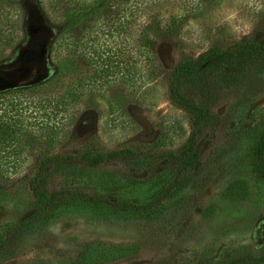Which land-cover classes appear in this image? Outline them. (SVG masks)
Returning <instances> with one entry per match:
<instances>
[{
  "label": "rangeland",
  "instance_id": "1",
  "mask_svg": "<svg viewBox=\"0 0 264 264\" xmlns=\"http://www.w3.org/2000/svg\"><path fill=\"white\" fill-rule=\"evenodd\" d=\"M57 1L0 0V67H15L36 31L47 45L40 79L29 87L9 79L12 87L0 92V264H234L263 257L264 103L251 107L264 97V55L251 56L237 73L212 67L182 80V94L207 112L198 127L171 102L168 76L184 58L210 49L264 43V0H173L139 20L156 44L140 49L134 32L126 37L140 69L128 76L118 68L125 39L114 18L101 17L103 34L70 36L89 51L104 50L109 74L95 81L91 56L81 61L76 52L70 59L77 67L44 81L67 56L59 27L75 7ZM58 92L74 96L62 109L54 104ZM191 140L195 159L170 158ZM122 150L135 154L95 167L57 162L41 182L57 192L54 204L25 222L44 206L31 188L45 157Z\"/></svg>",
  "mask_w": 264,
  "mask_h": 264
},
{
  "label": "trees",
  "instance_id": "2",
  "mask_svg": "<svg viewBox=\"0 0 264 264\" xmlns=\"http://www.w3.org/2000/svg\"><path fill=\"white\" fill-rule=\"evenodd\" d=\"M172 1L173 0H74L71 2V0H58L55 2V5L63 4V6H65L68 3H72V5L75 6L67 8L65 11L67 20L59 27L60 35L64 37L61 45L67 52V56L65 59H63V64H61L59 68H55L53 73L49 72L44 74L43 80H56V78H59L61 75H63V73H69L73 68L77 67V60L70 59V56L76 52H78L76 58H79L81 61L85 58V56H91V59L87 61V63L91 66V69L93 68V78H96L95 81H100L109 74V61L107 58H102L104 50L101 51L95 48L96 50L94 49V52L89 51L87 45L81 43L79 38H74V36L80 32L86 33L89 36H98L99 34H103L101 31V26L97 24L101 17L109 19L114 18V20L117 22L118 32L121 34L122 38L125 39L122 42L123 46L118 56V68L120 69L122 75L128 76L129 73H134L136 70L140 71L139 61L132 62L133 55L132 52H130L129 41L126 39V37H128L130 33L134 32L136 35L134 46L140 49L156 44V42L148 40L145 35V22L141 23L139 20L143 17H149L152 14H157L159 10L168 6ZM180 16L178 18H181ZM34 27L35 29L37 28L35 25ZM39 33V31L33 33V38L39 39V45H41L44 50L47 45L45 46L44 38L42 39ZM72 34H74V36H70ZM137 55L139 56L140 53ZM253 55H264V43L256 40H243L238 43L232 51L210 49L200 54L196 58H184L183 62L177 64L169 72L168 92L171 102L186 108L192 114L194 126H200L207 119V112L200 105L186 98L182 94V80L188 76L196 74L200 70L212 67H218L227 72L237 73L243 69L245 62ZM25 66L26 67H24V69L17 70L15 77L21 79V81L25 83V86L29 87L35 84L36 79H40L41 75L39 72H36L39 66L37 67V63L35 61L28 62ZM95 81L92 82L93 85L96 83ZM80 82H82L81 87L84 86L85 88L87 85L85 80H81ZM58 94L59 96L56 97V101L54 102L57 109L64 108L67 103L74 98L70 92H58ZM197 152L198 151L194 148V143L191 140L186 148L183 149L179 154H170V158L174 161L186 159L191 162L196 158ZM134 154L135 153L130 150H122L104 154H89L78 158L73 156H68L65 158L57 156L45 157L39 166V171L36 173L33 179L31 188L36 197L43 199L44 206L28 217L25 222L30 223L42 217L54 204L57 192L54 190H45V188L41 187V182L43 179H45L47 172L52 170L57 162H74V160H76L77 163L83 166L95 167L108 163L113 159H118L122 155ZM260 154L261 169L264 174V142L261 146ZM87 199L90 201H95L93 196L88 197ZM117 206L124 205L119 204ZM234 264H264V256L255 260Z\"/></svg>",
  "mask_w": 264,
  "mask_h": 264
},
{
  "label": "flooded vegetation",
  "instance_id": "3",
  "mask_svg": "<svg viewBox=\"0 0 264 264\" xmlns=\"http://www.w3.org/2000/svg\"><path fill=\"white\" fill-rule=\"evenodd\" d=\"M39 39H36L30 46V48L28 49V51L26 52V54L22 53L18 59V63L15 67L13 68H2L0 67V92L4 91L5 89H9L12 87L11 82L9 79L12 80H16L18 78L15 77V73L17 72V70L19 69L20 65L22 63H24L26 65V63L28 62H36L37 66L39 63H41L42 61V52H43V48L41 45H39ZM40 69L38 67V70H36V72H39L40 74ZM38 76V75H37ZM21 80V79H20ZM38 80V79H36ZM16 81H19L16 80ZM23 81H19L18 85L21 84ZM25 85V83H23Z\"/></svg>",
  "mask_w": 264,
  "mask_h": 264
},
{
  "label": "water",
  "instance_id": "4",
  "mask_svg": "<svg viewBox=\"0 0 264 264\" xmlns=\"http://www.w3.org/2000/svg\"><path fill=\"white\" fill-rule=\"evenodd\" d=\"M42 57H43V52H42V56H41V58H42ZM262 103H264V97H262V98L256 100V101L253 103L251 109H254L255 107L259 106V105L262 104Z\"/></svg>",
  "mask_w": 264,
  "mask_h": 264
}]
</instances>
